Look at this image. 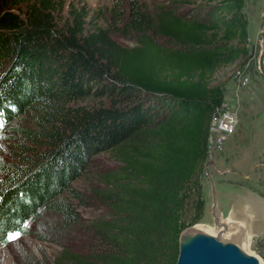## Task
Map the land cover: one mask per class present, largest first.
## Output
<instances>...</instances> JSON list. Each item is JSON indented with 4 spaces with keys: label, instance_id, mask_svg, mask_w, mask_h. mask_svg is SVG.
<instances>
[{
    "label": "trees",
    "instance_id": "16d2710c",
    "mask_svg": "<svg viewBox=\"0 0 264 264\" xmlns=\"http://www.w3.org/2000/svg\"><path fill=\"white\" fill-rule=\"evenodd\" d=\"M126 1L90 15L65 0H0V100L32 118L13 130L25 144L0 154V247L49 212L63 228L76 220L81 241L45 264H173L179 231L200 219L223 101L212 79L248 54L243 0ZM85 99L96 102L71 104ZM100 151L116 167L77 220L63 196Z\"/></svg>",
    "mask_w": 264,
    "mask_h": 264
},
{
    "label": "rangeland",
    "instance_id": "374dc122",
    "mask_svg": "<svg viewBox=\"0 0 264 264\" xmlns=\"http://www.w3.org/2000/svg\"><path fill=\"white\" fill-rule=\"evenodd\" d=\"M65 1L73 5H83L90 15L97 13L98 10L106 13L114 1L121 2L123 6L127 3L126 0ZM137 3L146 9H152L155 5L167 3V0H137ZM242 9L247 19V33L252 39L250 43H254V35H257L262 26L264 0H243ZM260 9L261 17L258 14ZM115 38L124 46L133 44L131 38L121 36H115ZM252 47L249 46L247 49L246 57L221 66L212 79V83L219 82L222 85L223 100L229 101L236 107L237 123L232 134L221 144L220 149L211 155L207 154L203 163L199 176L203 206L201 217L195 223L203 227L214 228L209 215L212 193L221 217L228 218L233 213L236 221H238L237 214L244 215V210H236L235 208L239 206L232 203L237 196L246 197L248 193L249 197L255 200L257 198L254 194L259 192L261 194L258 195L264 200V175L262 174L264 171V71L257 73L254 70L256 60L255 55L251 54ZM258 61L264 68V57H259ZM242 77H247L244 84L239 82ZM95 102L96 100L85 99L73 101L71 104L83 105ZM3 104H7V100H0V105ZM5 106L12 112V116L7 118L4 115L0 126V154L12 156L19 150L18 146L16 148L17 142L25 144L21 139L16 141L18 136L13 130L31 128L32 118L19 114L8 104L4 105V108ZM25 155L28 156V154ZM115 167L116 163L111 158L110 151H100L90 156L84 171L78 178L71 181L70 189L63 196L73 208L74 218L86 219L89 213L96 209L94 202L99 201L95 198L93 188H102L103 184L98 181L99 176L104 174L105 177ZM240 173H245L244 176L249 175L248 181H244ZM257 175L263 179L258 180ZM241 187H245L247 191L245 194H242L244 189ZM259 206L264 207L260 203ZM253 210L255 216L250 219H264V213H260L257 204L253 206ZM108 216V212L104 214V217ZM26 225L28 234H21L16 241L7 240V244L0 247V264H45L50 262L52 256L62 247L75 248L81 241L79 223L75 220L67 223V227L63 228V223L53 213L44 212L40 218ZM260 226L261 230H258V233H249L251 238L247 243V250L256 255L261 264H264V222Z\"/></svg>",
    "mask_w": 264,
    "mask_h": 264
},
{
    "label": "water",
    "instance_id": "95a60500",
    "mask_svg": "<svg viewBox=\"0 0 264 264\" xmlns=\"http://www.w3.org/2000/svg\"><path fill=\"white\" fill-rule=\"evenodd\" d=\"M214 194L209 215L212 224L219 227L215 233H209L190 225L177 235V255L173 264H260L258 257L241 248L237 233L224 235L225 222L218 217ZM261 226L253 228L258 233Z\"/></svg>",
    "mask_w": 264,
    "mask_h": 264
},
{
    "label": "built area",
    "instance_id": "2783aa9c",
    "mask_svg": "<svg viewBox=\"0 0 264 264\" xmlns=\"http://www.w3.org/2000/svg\"><path fill=\"white\" fill-rule=\"evenodd\" d=\"M262 15V26L258 30L257 38L251 51V54L253 53V55H255L256 65L254 70L257 73L264 71V68L258 61L259 57H264V13ZM246 81L247 77L239 79L241 84H244ZM237 87H239V85H237ZM236 123V107L229 101L223 100L220 106L215 109L209 122L206 138L208 155L220 149L221 144L234 131Z\"/></svg>",
    "mask_w": 264,
    "mask_h": 264
},
{
    "label": "bare ground",
    "instance_id": "6f19581e",
    "mask_svg": "<svg viewBox=\"0 0 264 264\" xmlns=\"http://www.w3.org/2000/svg\"><path fill=\"white\" fill-rule=\"evenodd\" d=\"M246 195H248V196L237 197L235 202H232V203H234V205L239 206V208L234 207L236 210L237 209L238 210H240V209L244 210V215L237 214L238 221H236V219H234L233 213L228 218H222L217 207H216L217 208L216 210H217V214H218V217L220 218V220L225 222L227 225V229L223 234L224 235H231L232 233H237L240 237V244L239 245L241 246L242 249L249 252L247 250V243L249 241V238H251V235L249 233L252 234L253 228L258 226V225L260 226V224H262L264 222L263 218L250 219V218L255 216V211L253 210V206L255 204H257V207H258L260 213H263L264 209L258 205V203L261 204L262 201L260 202V200H258V199L253 200L251 197H249L248 193H246ZM214 200H215V204H216L215 197H214ZM216 206H218V205L216 204ZM235 209H234V211L236 212ZM194 227L200 228V229L207 231L209 233H215L219 230V227H217L215 225H214V228L207 227V226L203 227V226H200L197 224H195Z\"/></svg>",
    "mask_w": 264,
    "mask_h": 264
},
{
    "label": "crops",
    "instance_id": "0c3cea01",
    "mask_svg": "<svg viewBox=\"0 0 264 264\" xmlns=\"http://www.w3.org/2000/svg\"><path fill=\"white\" fill-rule=\"evenodd\" d=\"M263 12V11H262ZM260 13H261V9L259 10V16L261 17V15H260ZM254 37H255V39H254V41L253 42H255V40H256V38H257V35H254ZM252 39H250V37L248 36V33H247V44H246V46H247V49L249 48V46H251L252 47V44H255V43H250V41H251ZM248 51V50H247ZM261 166V165H260ZM264 166V165H263ZM254 173H256V172H254ZM241 174V177L242 178H244L245 176L243 175V174H245V173H240ZM262 174L264 175V171L262 172ZM246 175V174H245ZM259 175V174H258ZM258 175H257V178H258V180L259 179H263V177H258ZM241 188H243V187H241ZM244 190H243V192L245 191V187L243 188ZM247 190V189H246ZM251 191V190H250ZM254 193V192H253ZM252 193V194H253ZM256 194H254L255 195V197L257 198V199H262V197L261 196H259L258 194H261V193H259V192H255ZM227 201V200H226ZM261 201V200H260ZM258 205H259V203H258Z\"/></svg>",
    "mask_w": 264,
    "mask_h": 264
},
{
    "label": "clouds",
    "instance_id": "9594fccd",
    "mask_svg": "<svg viewBox=\"0 0 264 264\" xmlns=\"http://www.w3.org/2000/svg\"><path fill=\"white\" fill-rule=\"evenodd\" d=\"M4 105L5 104H3V105H0V126L2 125V121H3V117H4V115L7 117V118H9V117H11L12 116V112H10V111H8V108L5 106V108H4ZM7 105V104H6ZM15 110V109H14Z\"/></svg>",
    "mask_w": 264,
    "mask_h": 264
},
{
    "label": "snow or ice",
    "instance_id": "6c2138e0",
    "mask_svg": "<svg viewBox=\"0 0 264 264\" xmlns=\"http://www.w3.org/2000/svg\"><path fill=\"white\" fill-rule=\"evenodd\" d=\"M21 233L20 232H12V233H9L8 236H7V240L8 241H16L17 239H19Z\"/></svg>",
    "mask_w": 264,
    "mask_h": 264
},
{
    "label": "flooded vegetation",
    "instance_id": "af4514ba",
    "mask_svg": "<svg viewBox=\"0 0 264 264\" xmlns=\"http://www.w3.org/2000/svg\"><path fill=\"white\" fill-rule=\"evenodd\" d=\"M259 164V163H258ZM246 178V179H245ZM250 178V176L249 175H247V176H245L244 178H243V180L244 181H248V179ZM245 192H247V191H244V192H242V194H245ZM238 197V196H237ZM240 197V196H239ZM262 202H261V204L264 206V200H262V199H260ZM263 209H264V207H262ZM263 213H264V211H263Z\"/></svg>",
    "mask_w": 264,
    "mask_h": 264
}]
</instances>
